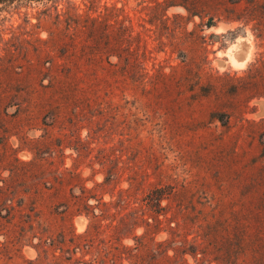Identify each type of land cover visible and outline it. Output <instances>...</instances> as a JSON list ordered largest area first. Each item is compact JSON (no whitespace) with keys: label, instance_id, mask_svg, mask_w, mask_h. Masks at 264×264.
I'll return each mask as SVG.
<instances>
[{"label":"rangeland","instance_id":"obj_1","mask_svg":"<svg viewBox=\"0 0 264 264\" xmlns=\"http://www.w3.org/2000/svg\"><path fill=\"white\" fill-rule=\"evenodd\" d=\"M164 1L1 8L0 264H100L135 247L153 187L169 194L148 261L170 248L171 264H264V0ZM78 197L103 216L88 246Z\"/></svg>","mask_w":264,"mask_h":264},{"label":"trees","instance_id":"obj_2","mask_svg":"<svg viewBox=\"0 0 264 264\" xmlns=\"http://www.w3.org/2000/svg\"><path fill=\"white\" fill-rule=\"evenodd\" d=\"M20 1H35V0H0V10L1 8L14 4L15 2H20ZM184 1H178V0H165L164 3L166 5V7H170V6H178V5H183L186 8L187 7V3H182ZM158 5H161V2L157 1ZM189 9V8H188ZM208 25H212V23H208ZM131 34H129L127 32L126 37H124V40L128 43L129 39L131 40ZM141 51V45H138L137 47H130L126 49V53H125V58H133L134 56H136L137 54H139V52ZM147 52H145L144 55H146ZM147 56V55H146ZM185 71V70H184ZM177 72V68L174 71L173 74L171 75H175V73ZM165 76H169L170 74H165L163 73ZM163 75V76H164ZM164 76V77H165ZM201 72H195V74H187L185 72V75L182 76V85H188V86H192L195 83L199 84V81L201 80ZM55 78V77H54ZM213 78V74L210 75V81H209V85L211 87L215 88V83L212 80ZM228 113L226 112H214L213 113V118L219 120L222 122L223 125L226 124V117ZM103 162V161H102ZM73 175L80 177V172L78 171H73L72 172ZM116 176L114 171H108V175L106 176L105 180H111L113 179V177ZM130 182V186L128 188H122L121 191L126 193L127 197L132 196L131 193V188L133 187H137L138 184H136L135 181L136 178L133 176H130L127 179ZM83 190L86 191H90L89 189H87L86 187H83ZM165 194H169L165 192V188L163 187H153L151 188L147 193H145L144 197L142 198L143 204H142V209H141V215L140 218L143 221V223L146 226V231L144 232V234L140 237H136V246L135 247H131V246H126L125 250L122 251L119 255H113L112 257L108 256H102L100 258V264H117L118 259H128L130 261L131 264H171L172 261H174V256L169 254V250L170 248H168V251H165V253L162 254L161 258L156 255L151 256L153 259L152 261H148L147 257H148V252H150L149 250V244H148V240L147 237L151 236L153 233L152 231V227L153 226H157L162 224L163 219L160 217L161 215H165V213H163V207L161 206V202L162 200L165 198ZM167 196V195H166ZM88 197H83L80 198L78 197V199L75 201L74 206H77V210L80 211H86V213L92 217L89 227L86 230L85 234L80 235L78 237H83L84 241L88 246V242L91 240V238H93L96 233L98 232L99 227L101 226V221H102V214H98L95 211V207L96 206H92L89 205V203L87 202ZM126 200V199H125ZM101 203V202H100ZM129 203V201L127 202ZM253 217L255 218V237H260L264 239V226H259V223L261 224V222H264V201L259 203L258 205L255 206V210L253 213ZM135 216L136 219L138 217V212H135ZM168 222H170V219H167ZM186 240V239H185ZM209 240V246L210 247H217V245L215 244V241L213 239V237H208ZM174 241L176 242V239H174ZM187 241V240H186ZM166 243V242H165ZM186 243V242H183ZM254 246L255 248L259 247V242L258 240H254ZM258 244V245H257ZM156 245H161V243L156 242ZM79 245H77L78 247ZM264 247V246H263ZM180 252H182L183 254H187V253H191L193 254L194 251L193 250H188L187 248L184 247V249H178ZM176 253H178V251H176ZM82 262V261H79ZM84 264H89L87 263V261H83Z\"/></svg>","mask_w":264,"mask_h":264}]
</instances>
